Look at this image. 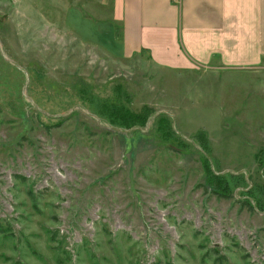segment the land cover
I'll use <instances>...</instances> for the list:
<instances>
[{
	"label": "rangeland",
	"instance_id": "374dc122",
	"mask_svg": "<svg viewBox=\"0 0 264 264\" xmlns=\"http://www.w3.org/2000/svg\"><path fill=\"white\" fill-rule=\"evenodd\" d=\"M87 1L0 0V264H264V69L170 73Z\"/></svg>",
	"mask_w": 264,
	"mask_h": 264
},
{
	"label": "crops",
	"instance_id": "0c3cea01",
	"mask_svg": "<svg viewBox=\"0 0 264 264\" xmlns=\"http://www.w3.org/2000/svg\"><path fill=\"white\" fill-rule=\"evenodd\" d=\"M86 4L108 28L121 29L119 46L124 55L145 51L170 73L182 76L204 69V75L210 76L222 70L264 69V0H92Z\"/></svg>",
	"mask_w": 264,
	"mask_h": 264
}]
</instances>
